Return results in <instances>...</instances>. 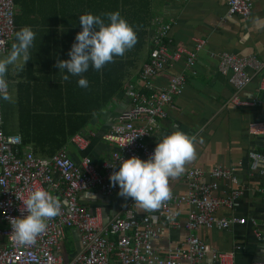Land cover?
Segmentation results:
<instances>
[{"label": "crops", "instance_id": "1", "mask_svg": "<svg viewBox=\"0 0 264 264\" xmlns=\"http://www.w3.org/2000/svg\"><path fill=\"white\" fill-rule=\"evenodd\" d=\"M226 2L13 0V37L0 59L8 54L15 32L21 27H31L36 38L25 69L17 71L15 65L8 67L10 100L0 98L1 130L5 136L19 137L21 146L29 149L36 159L48 160L64 151L76 166L80 167L87 159L95 170L104 173V166L112 163L114 154L128 159L102 138L130 108L128 86L145 93L140 89L139 74L148 60L151 22L157 19L170 26L172 50L177 47L192 50L196 43L202 42L193 66L180 58L153 80V87L159 90L165 88L173 75L181 74L185 78L180 95L165 107L166 118L154 120L152 132L143 144L154 151L157 142L172 131L195 135L196 158L185 165L181 176L170 178L172 195L188 193L189 171L203 172L202 182L206 184L211 182L207 174L213 169L227 171L239 185L218 179L212 195L225 198L236 187L240 194L229 207L220 206L215 215L219 219L235 217L246 222L230 224L225 229L211 227L189 232L185 224L191 207L185 203L173 206L179 223L173 228L163 222L157 211L140 210L132 198L119 196V191L108 196L93 189L79 194L78 201L89 213L99 214L104 224H109L115 216L133 214L137 220L148 217L150 225L161 233L154 247L164 254L181 247L192 234L207 244L212 253L228 255L223 262L212 259L210 253L204 258V264H252L264 259L260 248L264 245L257 241L254 228L248 222L264 220V177L260 171L250 169L248 154L264 153V136H250L248 128L264 123V92L260 89L264 68L260 73L247 69V83L235 90L228 81L229 76L218 73L216 65L218 56L224 52L237 57L252 55L264 64V29L257 30L253 24L255 17L264 18V0H250V13L245 18L227 17ZM116 11L136 31L138 42L101 70L90 66L82 74L89 86L82 88L77 83L80 77L67 73V69L60 70L56 63L70 59L68 52L76 42V34L82 30L80 15L91 13L108 23L103 14ZM135 51H140L137 57ZM64 75H69V80L65 81ZM234 96L247 105L233 104ZM75 136L88 138L85 149L78 150L72 144ZM65 231V237L72 241L71 249L64 246V258H69L78 249L79 236L74 230Z\"/></svg>", "mask_w": 264, "mask_h": 264}, {"label": "built area", "instance_id": "2", "mask_svg": "<svg viewBox=\"0 0 264 264\" xmlns=\"http://www.w3.org/2000/svg\"><path fill=\"white\" fill-rule=\"evenodd\" d=\"M250 8V0H227L226 15L245 18L249 16ZM13 31V0H0V57L5 54ZM169 31L170 26L160 20L151 22L148 60L139 74L140 89L145 93L128 86L130 108L102 138L115 145L126 158L137 156L147 160L153 154L154 151L145 147L143 142L151 134L154 120L166 118L165 107L171 104L175 96L180 95L185 78L181 74L173 75L165 88L159 90L153 87V80L163 73L166 66L180 58H185L186 64L193 66L197 53L203 47V43L199 42L192 50L183 47L172 50ZM263 68L264 64L252 55L237 57L226 52L218 56L216 65L218 73L229 76L228 81L235 90H240L247 83V69L260 73ZM260 89L264 92V79ZM231 102L247 105L235 96ZM256 103L260 104V101ZM1 125L0 118V264H204V258L210 253L214 260L224 262L228 259L227 254L212 253L207 244L192 234L188 235L181 247L164 254L154 247L161 239V233L150 225L148 217L137 220L133 214L115 216L109 224H104L99 214H91L81 206L78 196L85 191L98 189L108 196L119 191V186L112 187L109 181L110 174L117 171L120 165L118 153L112 156V163L104 166V173L95 170L87 159L80 167L76 166L64 151L57 152L48 160L36 159L29 149L21 146L19 137L5 136ZM248 133L254 137L264 136V123L250 126ZM133 136L135 138L126 143ZM72 144L78 150H83L88 145V138L75 136ZM248 159L250 169L260 171L264 177V153L251 152ZM228 173L213 169L210 175L207 174L211 182L206 184L202 182L203 172L189 171L188 193L183 196L172 195L157 210L159 217L169 227H178V213L173 206L185 203L191 207L185 224L189 232L199 228L225 229L230 224H244V219L231 217L225 220L215 215L220 206L229 207L240 194L236 187L225 198L212 195L218 179L228 180L234 186L239 185L237 179ZM39 188L60 199V214L48 221L46 231L37 238L34 246H16L11 237L10 220L27 215L26 211H22L23 200ZM248 222L254 228L257 241L264 245V220ZM65 230H74L79 236L78 249L69 258H64ZM33 257L36 259L33 260ZM252 264H264V259Z\"/></svg>", "mask_w": 264, "mask_h": 264}, {"label": "clouds", "instance_id": "3", "mask_svg": "<svg viewBox=\"0 0 264 264\" xmlns=\"http://www.w3.org/2000/svg\"><path fill=\"white\" fill-rule=\"evenodd\" d=\"M103 15L108 23L101 16L91 13L79 16L82 30L76 34V42L68 52L70 59L58 60L56 63L60 70L67 69V73L80 77L77 83L82 88L89 86L82 74L90 66L99 71L106 64L113 63L114 57H122L138 42L136 31L118 11ZM253 24L257 30L264 29V18L255 17ZM35 38L36 33L31 27H21L15 32L8 54L0 59V98L5 101L10 100L6 79L8 67L15 65L17 71L25 69L24 65L32 55L30 49ZM62 78L67 81L69 75ZM134 138H129L126 143ZM196 143L195 135L177 130L163 136L147 160L137 156L128 159L119 157V170L109 176L110 186L118 185V195L125 199L132 198L140 210L157 211L172 198L170 178L181 176L185 172V165L196 158ZM61 207L60 199L43 188L32 191L23 200L22 211H26L27 215L10 220L13 243L19 247L34 246L37 238L46 231L48 221L60 214ZM260 248L264 253V246Z\"/></svg>", "mask_w": 264, "mask_h": 264}, {"label": "rangeland", "instance_id": "4", "mask_svg": "<svg viewBox=\"0 0 264 264\" xmlns=\"http://www.w3.org/2000/svg\"><path fill=\"white\" fill-rule=\"evenodd\" d=\"M66 235H67V232L65 231ZM64 246H65V249H71L72 248V241L71 239L69 240V238L65 237L64 239Z\"/></svg>", "mask_w": 264, "mask_h": 264}, {"label": "trees", "instance_id": "5", "mask_svg": "<svg viewBox=\"0 0 264 264\" xmlns=\"http://www.w3.org/2000/svg\"><path fill=\"white\" fill-rule=\"evenodd\" d=\"M140 54V51H135L134 56L137 57Z\"/></svg>", "mask_w": 264, "mask_h": 264}]
</instances>
